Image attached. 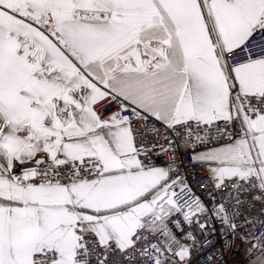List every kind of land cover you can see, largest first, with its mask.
<instances>
[{
  "label": "snow or ice",
  "instance_id": "1",
  "mask_svg": "<svg viewBox=\"0 0 264 264\" xmlns=\"http://www.w3.org/2000/svg\"><path fill=\"white\" fill-rule=\"evenodd\" d=\"M217 225L264 264V0H0V264H192Z\"/></svg>",
  "mask_w": 264,
  "mask_h": 264
},
{
  "label": "built area",
  "instance_id": "2",
  "mask_svg": "<svg viewBox=\"0 0 264 264\" xmlns=\"http://www.w3.org/2000/svg\"><path fill=\"white\" fill-rule=\"evenodd\" d=\"M165 133L161 131L158 134V139L161 144H167L164 140ZM193 147H179L176 150L175 157L172 152L167 155H160L155 157L156 163H175L178 166L180 173L187 176V183L191 186L192 192L201 197L204 201L209 202L212 197L220 200L222 197H227L229 206H234L237 200L244 201L245 203L239 206V211L244 213L248 211L251 206V215H255L260 208L259 204L251 205V194L243 191L237 192L235 183H231L229 187L221 188L216 192L210 187L207 182L208 172L205 166L194 164L192 160ZM241 217H237L235 223L238 226V232L243 233V227H240ZM253 229L249 228L248 235L253 233ZM258 232V229L255 230ZM199 237V233H197ZM227 237V239H225ZM202 241L203 237H199ZM210 243L201 250L196 247L192 248V264H247V258L244 251V246L240 240L233 239L231 233L221 228L219 225L216 227L215 235L208 237ZM116 259H119L118 257Z\"/></svg>",
  "mask_w": 264,
  "mask_h": 264
},
{
  "label": "crops",
  "instance_id": "3",
  "mask_svg": "<svg viewBox=\"0 0 264 264\" xmlns=\"http://www.w3.org/2000/svg\"><path fill=\"white\" fill-rule=\"evenodd\" d=\"M157 165H158V166H166L167 163H165V162H161V163H158Z\"/></svg>",
  "mask_w": 264,
  "mask_h": 264
}]
</instances>
